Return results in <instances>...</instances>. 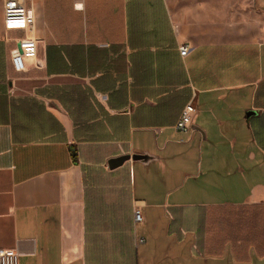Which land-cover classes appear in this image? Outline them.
<instances>
[{
	"label": "crops",
	"instance_id": "0c3cea01",
	"mask_svg": "<svg viewBox=\"0 0 264 264\" xmlns=\"http://www.w3.org/2000/svg\"><path fill=\"white\" fill-rule=\"evenodd\" d=\"M24 3L33 30L8 31L0 0V249L264 264V0ZM24 37L38 58L17 72Z\"/></svg>",
	"mask_w": 264,
	"mask_h": 264
},
{
	"label": "built area",
	"instance_id": "2783aa9c",
	"mask_svg": "<svg viewBox=\"0 0 264 264\" xmlns=\"http://www.w3.org/2000/svg\"><path fill=\"white\" fill-rule=\"evenodd\" d=\"M33 12L25 6L24 0H5V28L12 30H33L35 26ZM17 47L11 51V62L17 72L26 70L29 60L38 58V40L35 38H18ZM189 46H180V54L185 57L189 53ZM197 114V107L189 102L177 122L176 128L180 132L189 133L194 130V118ZM136 222L142 221V214L139 208L135 209ZM20 253L16 249H0V264H19Z\"/></svg>",
	"mask_w": 264,
	"mask_h": 264
},
{
	"label": "water",
	"instance_id": "95a60500",
	"mask_svg": "<svg viewBox=\"0 0 264 264\" xmlns=\"http://www.w3.org/2000/svg\"><path fill=\"white\" fill-rule=\"evenodd\" d=\"M193 128L194 129H197V130H200L197 126H193ZM130 158V156H125V157H123V158H121V159H118V160H114L112 163H111V165L113 166V167H115V166H118L119 164H121L122 162H124L125 160H127V159H129ZM133 158L135 159V160H143V161H147L148 159H149V157L148 156H145V155H134L133 156Z\"/></svg>",
	"mask_w": 264,
	"mask_h": 264
},
{
	"label": "rangeland",
	"instance_id": "374dc122",
	"mask_svg": "<svg viewBox=\"0 0 264 264\" xmlns=\"http://www.w3.org/2000/svg\"><path fill=\"white\" fill-rule=\"evenodd\" d=\"M207 264H233V263H232L231 259L228 257L224 261H221V262H219V261L214 262L213 260H208Z\"/></svg>",
	"mask_w": 264,
	"mask_h": 264
}]
</instances>
